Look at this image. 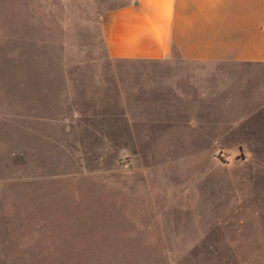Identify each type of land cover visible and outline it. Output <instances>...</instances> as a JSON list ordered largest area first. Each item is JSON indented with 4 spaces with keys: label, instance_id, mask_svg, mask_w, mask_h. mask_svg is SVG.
Instances as JSON below:
<instances>
[{
    "label": "rangeland",
    "instance_id": "obj_1",
    "mask_svg": "<svg viewBox=\"0 0 264 264\" xmlns=\"http://www.w3.org/2000/svg\"><path fill=\"white\" fill-rule=\"evenodd\" d=\"M133 1L0 0V264H264V65L113 61Z\"/></svg>",
    "mask_w": 264,
    "mask_h": 264
},
{
    "label": "crops",
    "instance_id": "obj_2",
    "mask_svg": "<svg viewBox=\"0 0 264 264\" xmlns=\"http://www.w3.org/2000/svg\"><path fill=\"white\" fill-rule=\"evenodd\" d=\"M101 34L106 55L113 61L176 58L196 67L263 66L264 0H134L102 16ZM187 72L169 73L173 83L167 87L173 85V97L198 105L209 92Z\"/></svg>",
    "mask_w": 264,
    "mask_h": 264
}]
</instances>
